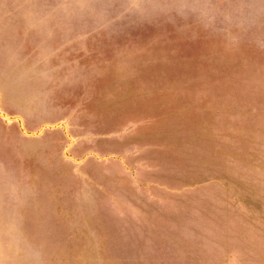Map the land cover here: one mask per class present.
Segmentation results:
<instances>
[{"label": "rangeland", "instance_id": "obj_1", "mask_svg": "<svg viewBox=\"0 0 264 264\" xmlns=\"http://www.w3.org/2000/svg\"><path fill=\"white\" fill-rule=\"evenodd\" d=\"M0 264H264V0H0Z\"/></svg>", "mask_w": 264, "mask_h": 264}]
</instances>
